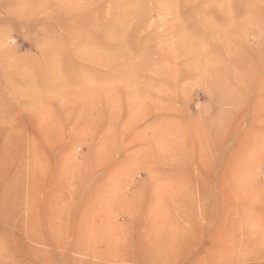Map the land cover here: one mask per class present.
Segmentation results:
<instances>
[{
  "label": "rangeland",
  "instance_id": "374dc122",
  "mask_svg": "<svg viewBox=\"0 0 264 264\" xmlns=\"http://www.w3.org/2000/svg\"><path fill=\"white\" fill-rule=\"evenodd\" d=\"M0 264H264V0H0Z\"/></svg>",
  "mask_w": 264,
  "mask_h": 264
},
{
  "label": "bare ground",
  "instance_id": "6f19581e",
  "mask_svg": "<svg viewBox=\"0 0 264 264\" xmlns=\"http://www.w3.org/2000/svg\"><path fill=\"white\" fill-rule=\"evenodd\" d=\"M231 66H233V68L235 67V63L234 62H230ZM176 80V79H175ZM229 82V81H228ZM171 88V87H170ZM185 132V131H184Z\"/></svg>",
  "mask_w": 264,
  "mask_h": 264
}]
</instances>
